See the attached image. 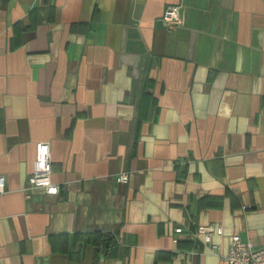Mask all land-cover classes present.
Returning a JSON list of instances; mask_svg holds the SVG:
<instances>
[{"label": "crops", "instance_id": "crops-1", "mask_svg": "<svg viewBox=\"0 0 264 264\" xmlns=\"http://www.w3.org/2000/svg\"><path fill=\"white\" fill-rule=\"evenodd\" d=\"M38 142L57 195L26 189ZM0 175V264L264 246V0H0Z\"/></svg>", "mask_w": 264, "mask_h": 264}, {"label": "built area", "instance_id": "built-area-1", "mask_svg": "<svg viewBox=\"0 0 264 264\" xmlns=\"http://www.w3.org/2000/svg\"><path fill=\"white\" fill-rule=\"evenodd\" d=\"M180 5H168L160 18L161 23L167 30L175 28L180 23ZM52 165L49 157V146L46 142H38L35 145V157L32 172L27 180V190L39 189L46 195H57L59 193L58 184L51 179ZM115 180L117 182H127L128 175L121 173ZM4 190V177L0 175V193ZM180 227L175 229L178 233ZM205 241H210V234L216 232L222 234L221 227L203 226L198 228ZM226 264H264V246H255L251 241L242 240L238 234L230 237L226 255L223 257Z\"/></svg>", "mask_w": 264, "mask_h": 264}, {"label": "trees", "instance_id": "trees-1", "mask_svg": "<svg viewBox=\"0 0 264 264\" xmlns=\"http://www.w3.org/2000/svg\"><path fill=\"white\" fill-rule=\"evenodd\" d=\"M103 236L105 237V238H103V243H104L105 247L106 246L109 247L110 245L114 244L113 236L111 234H105ZM98 241H100L99 234L95 235L94 244L98 245V243H99Z\"/></svg>", "mask_w": 264, "mask_h": 264}]
</instances>
